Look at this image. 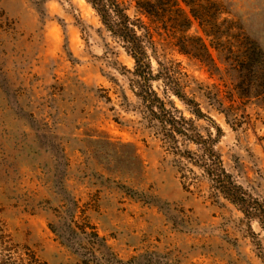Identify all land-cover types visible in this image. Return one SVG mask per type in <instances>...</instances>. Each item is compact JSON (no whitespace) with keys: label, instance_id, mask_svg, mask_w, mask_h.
<instances>
[{"label":"rangeland","instance_id":"374dc122","mask_svg":"<svg viewBox=\"0 0 264 264\" xmlns=\"http://www.w3.org/2000/svg\"><path fill=\"white\" fill-rule=\"evenodd\" d=\"M119 1L151 36L153 88L183 83L204 116L167 106L200 134L218 125L224 167L264 201V66L255 79L228 52L264 55V0H190L204 28L186 34L211 59L178 50L179 0L151 15ZM133 66L86 0H0V264H264V228L148 117Z\"/></svg>","mask_w":264,"mask_h":264},{"label":"trees","instance_id":"16d2710c","mask_svg":"<svg viewBox=\"0 0 264 264\" xmlns=\"http://www.w3.org/2000/svg\"><path fill=\"white\" fill-rule=\"evenodd\" d=\"M86 1L95 10L105 29L121 43L126 53L134 60L132 73L138 80V93L136 94L140 96L148 117L160 125L165 138L170 140L172 144H177L178 138L194 144L198 153H191L187 149L184 153L181 151L178 153L189 158L194 165L198 166L213 190L232 203L248 222L257 220L264 228V201L252 196L236 182L233 175L224 167L221 155L216 149L217 142L221 137V128L215 123H211L215 127V134L209 131L204 135L200 134L188 125L190 119L185 118L172 101H169L170 106H167L164 97L173 95L187 107L190 113L196 117L204 116L199 103L194 97L188 96L183 83L179 80L165 81L162 96L153 88L152 81L161 79L162 76L159 73H153L152 54L149 51L153 47V42L151 36L148 35L147 27L140 20H132L127 13V8L119 0ZM179 1L188 9L185 11L177 7V11L185 22L178 50L196 58L211 59L209 45L205 43L203 38L198 35L186 34L191 18L198 20L204 28L203 23H201L203 22L202 15L195 13V5L190 0ZM136 4L151 15L157 12L159 7L162 9L176 7L177 0H137ZM202 32L207 35V31L204 29ZM228 50L234 58H237L239 66L247 67V72L251 73L255 79L258 77V69L261 68L260 66H264V55L256 42L249 40L247 44L237 47L234 51L232 47H229ZM169 93L170 95H168ZM221 104L220 102L217 104V109L225 112L221 108ZM190 153L194 157H190ZM95 236L97 237V235Z\"/></svg>","mask_w":264,"mask_h":264}]
</instances>
